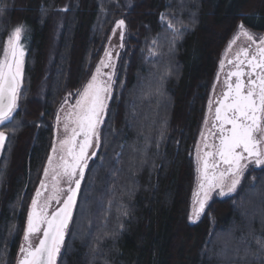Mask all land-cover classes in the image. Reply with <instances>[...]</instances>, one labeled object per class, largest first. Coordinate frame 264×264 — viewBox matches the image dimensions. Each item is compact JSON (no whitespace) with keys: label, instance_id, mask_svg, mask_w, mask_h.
<instances>
[{"label":"trees","instance_id":"obj_1","mask_svg":"<svg viewBox=\"0 0 264 264\" xmlns=\"http://www.w3.org/2000/svg\"><path fill=\"white\" fill-rule=\"evenodd\" d=\"M2 3L0 50L15 24L27 38L17 114L3 128L0 264H17L58 110L77 100L120 20L128 37L57 264H264L252 240L264 236V165L189 219L222 54L241 23L264 31V0ZM169 20L182 33L175 39Z\"/></svg>","mask_w":264,"mask_h":264},{"label":"snow or ice","instance_id":"obj_2","mask_svg":"<svg viewBox=\"0 0 264 264\" xmlns=\"http://www.w3.org/2000/svg\"><path fill=\"white\" fill-rule=\"evenodd\" d=\"M5 11L7 7L0 0V15ZM161 19L164 20L165 17L162 16ZM124 25V20H120L116 27L123 28ZM167 27L173 29V39L182 35L170 20L167 21ZM238 28V33L229 44V50L241 36L249 43L228 61L232 69L226 73V90L216 101L214 120L217 123L213 124L216 131L211 133L217 136L218 144L205 142L204 151L199 146L196 148L198 186L194 193L193 212L189 217L192 222L204 213L213 191L218 189L220 196H228L236 191L248 163L264 165V37H255L246 30L243 23L238 25ZM26 32L27 26L18 24L10 31L4 48L0 50V127H6L13 122L17 114L23 82V40L27 38ZM153 43L155 44V41ZM105 57L107 62H100V66L96 68L95 74L83 90L77 92L78 98L72 110L65 115L66 135L60 141L61 154L58 164L53 168L51 192L41 200L43 192L48 191V185L41 181L40 189L32 199L27 215L24 243L19 249L18 264H57L72 219L80 181L87 167L89 149H92V154L95 155V149L99 147V128L104 123L107 102L111 98L114 71H101L102 68L113 67L111 52L106 51ZM224 67L222 60L220 68ZM71 95L69 93V96ZM211 109L210 101L209 110ZM60 111H64L63 106ZM56 119L59 126L60 116L57 115ZM201 136L204 138L203 133ZM6 139L5 131L0 130V149L4 147ZM52 152L55 155L57 149L53 147ZM48 164L52 167V157H49ZM221 165L225 167L222 169ZM48 175L46 168L44 176ZM60 177L66 178V189L59 187ZM53 201L58 207L50 211ZM197 204L198 207H195ZM127 214L126 211L123 212V215ZM33 237H39L35 245ZM252 240L257 248L264 252V236H253Z\"/></svg>","mask_w":264,"mask_h":264},{"label":"rangeland","instance_id":"obj_3","mask_svg":"<svg viewBox=\"0 0 264 264\" xmlns=\"http://www.w3.org/2000/svg\"><path fill=\"white\" fill-rule=\"evenodd\" d=\"M18 24H15L13 26V28H15ZM12 28V29H13ZM246 28V27H245ZM246 30H248L250 33H252L255 37L257 38H260V37H264V31L261 32V33H257V32H254L248 28H246ZM239 31V28H237L236 32L233 34V36L231 37V40L229 41V43L227 44L223 54H222V58H221V61L223 60L224 61V64L227 62L228 58L230 56H233V54H235L240 48L244 47V46H247L248 45V41L245 37L241 36L235 44H232L231 46V49L229 50V44L230 42L233 40V38L236 36V34L238 33ZM121 33H123V39L121 40ZM127 29H126V24L124 25L123 28H117L116 25L114 26V28L112 29V32L110 34V37H109V40H108V43H107V47H106V51H110L111 54H112V65L113 67L112 68H102L101 71L102 73H108L110 71H115V66H116V62H117V59H118V56L120 54V51L123 49V45H124V42L125 40L127 39ZM122 45V46H121ZM25 47V46H24ZM25 55H26V48H25ZM24 60H25V57H24ZM104 60L105 62H107V58L105 57V53L103 54L100 62ZM100 62L98 64L97 67L100 66ZM221 63V62H220ZM24 70V68H23ZM221 68H219V73H218V77L220 78L221 76ZM95 74V72H94ZM93 74V75H94ZM100 78H105V77H100ZM218 80H216V83L215 85L213 86V89H212V94H211V102L213 101V99L215 98V96L221 92V86H222V80L219 81L218 83ZM113 81H114V76H113ZM78 98V97H77ZM67 103H65V101L62 103L61 106H63L64 108V111H60V108L58 110V113L57 115L60 116V124L59 126H57V119L55 121V131H54V140H53V147H55L57 149V152L56 154L54 155L53 152L51 151V154H50V157H52V161H53V164H52V167H49V164L47 162V166L46 168L48 169V172H49V175L48 177H45L43 176V179L41 181H44L46 183V180L49 181V185H52V180H53V168L56 167V165L58 164V157L59 155L61 154L60 153V141L62 139H64L66 133L64 132V123H65V115L72 110V106L75 105L76 101H72V98L71 97H68L67 99ZM108 103V102H107ZM213 109V108H212ZM212 109L211 111L208 110L207 112V127H210L211 126V122H212ZM57 118V117H56ZM206 125L204 127V130H203V137L202 136L200 137L199 139V143H198V146L201 148V150L203 151V146L205 144V142H208V138H206V129H207ZM4 127H0V130H3ZM6 133V131H5ZM6 136H7V133H6ZM7 143V139L5 140L4 142V147L2 149H0V158L3 154V151H4V148H5V145ZM52 147V149H53ZM93 150H91V153H90V156L92 154ZM196 158V157H195ZM253 165L252 163H249L248 164V167L245 169L242 177H241V182L240 184L237 186V189L234 193L228 195V196H220L218 195V189L216 191H213L211 194H210V199L208 200L207 204H206V207H205V210L204 212L207 210L208 206L210 205V203L214 200V199H218V198H229V197H232L236 192L237 190L239 189V187L242 185V183L245 181L247 175H249L250 173H255L256 171H258L259 169H261V167L263 165H261L259 168L257 169H250L248 171V168ZM41 184V183H40ZM67 182H66V178L64 177H60L59 178V187H64L66 186ZM197 186H198V173H197V176H196V181H195V190H194V193L197 191ZM74 187V185H73ZM40 189V185H39V188ZM227 189H225L226 191ZM51 192V186H49V192L46 196H44L43 198L41 197V200H43L45 197H47ZM193 201H194V194H193ZM53 205H54V201L52 202ZM56 207H58L56 205ZM193 207H194V204L192 205V210H193ZM195 207H198V204L195 205ZM53 208V207H52ZM51 208V209H52ZM204 213H202L200 215V217L203 215ZM37 238H34L33 240V244H34V241L36 240Z\"/></svg>","mask_w":264,"mask_h":264},{"label":"flooded vegetation","instance_id":"obj_4","mask_svg":"<svg viewBox=\"0 0 264 264\" xmlns=\"http://www.w3.org/2000/svg\"><path fill=\"white\" fill-rule=\"evenodd\" d=\"M263 32V31H262ZM258 33V32H257ZM259 33H261V32H259ZM248 46V45H247ZM247 46H244V47H247ZM255 46L253 45V48H254ZM234 58V54H233V56H230L229 58H228V60H227V62L225 63V67L221 70V76H220V78H219V80H218V83H219V81L220 80H222V86H221V92L220 93H218L216 96H215V98L213 99V101H212V122H211V126L210 127H207V125H206V127H207V129H206V138H208V142L207 143H209V144H211V143H216V144H218V138H217V136H215V135H211V133H215V129L213 128V124L214 123H217V122H215V120H214V115H215V108H216V106H217V104H216V101L221 97V95H222V93L226 90L225 89V84H224V81H225V78H226V73L229 71V70H231L232 69V65H230L229 63H228V61L229 60H232ZM233 79V81L235 80V78L233 77L232 78ZM207 123H208V121H207ZM262 147H264V145H262ZM205 149H204V146H203V151H204ZM249 164V163H248ZM225 166L224 165H221V168L223 169ZM260 166H256V165H251L249 168H248V171L250 170V169H257V168H259ZM52 182H53V180H52ZM46 184L48 185V191H44V193H43V195H42V198L44 197V196H46L47 194H48V192H49V186H51V185H49L50 183H49V181H47L46 180ZM68 187V184H66V186H64V187H62V188H67ZM53 207V205L51 204V208Z\"/></svg>","mask_w":264,"mask_h":264},{"label":"water","instance_id":"obj_5","mask_svg":"<svg viewBox=\"0 0 264 264\" xmlns=\"http://www.w3.org/2000/svg\"><path fill=\"white\" fill-rule=\"evenodd\" d=\"M91 150H92V149H89V158H90ZM89 158H88V160H89ZM85 170H86V168L84 169V173H85ZM83 177H84V176H83ZM82 181H83V179L80 181V189H81ZM80 189L78 190V193H77L76 202H77V199H78V196H79ZM43 193H44V192H43ZM56 205H57V204H56ZM75 205H76V203H75ZM57 206H58V205H57ZM55 208H56V206L53 207L52 209L50 208V211L54 210ZM74 209H75V207H74ZM74 209H73V213H74ZM73 213H72V217H73ZM71 220H72V219H71ZM70 223H71V221H70ZM70 223H69V225H68V229H69ZM68 229H67V231H68ZM66 235H67V232H66ZM66 235H65V238H66ZM34 238H38V239H39V237H33L32 239L34 240ZM64 240H65V239H64ZM36 243H38V241H37ZM36 243H34V245H35ZM18 260H19V258H18ZM17 264H18V261H17Z\"/></svg>","mask_w":264,"mask_h":264},{"label":"bare ground","instance_id":"obj_6","mask_svg":"<svg viewBox=\"0 0 264 264\" xmlns=\"http://www.w3.org/2000/svg\"><path fill=\"white\" fill-rule=\"evenodd\" d=\"M38 241V238L34 241V243H36Z\"/></svg>","mask_w":264,"mask_h":264}]
</instances>
